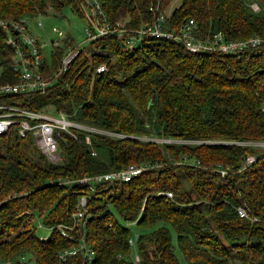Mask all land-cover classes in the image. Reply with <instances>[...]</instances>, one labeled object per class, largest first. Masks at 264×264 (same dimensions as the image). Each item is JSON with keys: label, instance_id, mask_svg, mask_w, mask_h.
<instances>
[{"label": "trees", "instance_id": "16d2710c", "mask_svg": "<svg viewBox=\"0 0 264 264\" xmlns=\"http://www.w3.org/2000/svg\"><path fill=\"white\" fill-rule=\"evenodd\" d=\"M97 1L108 23L124 29L149 23L156 6L170 11L166 29L191 19L199 40L220 32L224 39L259 42L233 53H190L150 37L125 50L106 35L89 41L92 51L78 52L57 74L72 42L63 31L60 44L47 48L49 59L41 56L40 76L49 82L44 93H14L1 101H19L33 112L61 111L122 137L88 132L85 144L81 133H60L61 161L51 164L28 145V134H0V264H83L79 252L56 257L76 248L81 236L93 253L90 264H177L174 247L184 264H264V152L234 143L264 140V0H178L172 7V0ZM78 2L0 0V20L67 8L83 23ZM3 38L0 31V83H14ZM98 64L105 70L93 73ZM149 136L180 141L142 138ZM248 153L254 162L237 170ZM139 163L151 166L128 181H98L92 190L55 183ZM215 165L229 172L221 178ZM164 191L171 196L159 194ZM80 196L83 225L74 220ZM239 205L255 220L237 217ZM34 215L49 228L44 239L34 233Z\"/></svg>", "mask_w": 264, "mask_h": 264}, {"label": "built area", "instance_id": "2783aa9c", "mask_svg": "<svg viewBox=\"0 0 264 264\" xmlns=\"http://www.w3.org/2000/svg\"><path fill=\"white\" fill-rule=\"evenodd\" d=\"M79 8L82 13V40L76 45L73 42H68L63 49V54L58 60L56 73L62 72L73 57L83 51L88 42L101 38L106 35H113L116 41L121 45L122 49H130L142 37H150L155 39H165L179 43L182 48L190 53L196 52H222L233 53L246 49L254 48L259 39L256 37H248L246 39H224L220 32H215L205 41L194 37L195 24L191 19L182 21L175 29H166L164 23L168 17L166 11L159 10L154 7L155 15L153 19L144 25H138L132 29H124L119 23L111 25L108 23L105 14L97 0H79ZM252 10L256 7L253 3L249 4ZM152 10L151 8H149ZM36 29L40 27V21L35 23ZM0 31L4 35V43L7 46L9 53V61L11 70L16 74L17 79L14 83H0V134L8 129H14L16 134L24 137L28 134L30 143L42 154L48 163L56 164L61 161L58 150L57 139L60 133H64L69 137L75 138V132L82 134L83 143L89 144L88 132L104 133L113 136L121 134L97 130L95 128L74 122L68 118V115L56 111L53 114L45 112H33L23 109L19 106V101L12 99L2 102V98H7L10 94L19 93L27 94L33 92L44 93L48 87V81L40 76L41 56H43V47L50 48L60 44V40L64 37L62 31L51 28L49 34H41L38 37L34 36L28 29V18L19 19H3L0 20ZM105 70L103 64L95 66L93 73H100ZM264 111V108H263ZM162 142H178L180 140L161 139ZM159 141V142H160ZM237 144H251L256 148L264 150V140L255 142H234ZM258 151V150H257ZM262 151L259 150L258 153ZM264 152V151H263ZM91 154L93 152L91 151ZM255 160L253 153L246 154L239 169L250 165ZM191 165H198L196 161H190ZM148 163H139L138 165L130 164L124 168L110 170L101 174L92 176H80L74 179H57L56 184H77L78 186H86L88 190H92L94 183L98 181H128L132 177L138 175L143 170L149 168ZM219 175L223 177L227 174V167L213 168ZM160 195L170 197L169 191L160 192ZM237 217L248 218L255 220L248 212L244 205H239L234 208ZM84 211V198L78 197L75 204L76 216L74 220H78ZM80 222V221H79ZM83 225V222H80ZM49 229V228H48ZM61 235H65L61 231ZM44 239V238H42ZM127 243L131 245V239H127ZM79 252L83 257V264H90L93 258L92 250L82 241V236L76 245V248L70 250L62 249L56 254L58 260L64 255H70ZM19 257L18 259H20ZM137 258L134 256V262ZM4 264H11L10 260H6Z\"/></svg>", "mask_w": 264, "mask_h": 264}, {"label": "rangeland", "instance_id": "374dc122", "mask_svg": "<svg viewBox=\"0 0 264 264\" xmlns=\"http://www.w3.org/2000/svg\"><path fill=\"white\" fill-rule=\"evenodd\" d=\"M177 2L178 0H172L170 6L172 7L176 5ZM169 12H170L169 10H166V13H168V15H169ZM38 20L40 21V27L36 29L35 23ZM51 28L58 29L62 32L63 31L68 32L72 37L73 45H76L79 41L82 40V21L79 18H77L72 12H70V10L67 8H64L61 11H55L53 9L47 8V11L45 12V14L37 15L35 17L28 19V29L36 37H38L41 34H45V35L49 34L51 37H54V35L50 33ZM42 49L44 51V53L42 52L43 56L45 57L46 60H48L49 59L48 49L46 50V47H43ZM86 49L83 50V53L84 55L87 56L92 50L91 48H86ZM94 51H97V49L95 48ZM262 107L264 108V102L262 103ZM49 111L50 109H47L46 113H48ZM142 138L147 139L149 141H154V142H159L161 140V139L156 138L155 136L142 137ZM28 145L33 146L30 143H28ZM257 150L258 151L262 150L260 152L264 151L262 148L258 149L255 147L256 152ZM32 220H33V227H34L35 235L40 239L45 238L49 232L48 227L41 224L40 217L37 215H34ZM127 225L130 227V231L133 232L132 225L130 223H128ZM173 252L177 259V264H184V261L182 260L178 250L175 247L173 249ZM24 261H25V258H24ZM26 264H32V263L30 261H27Z\"/></svg>", "mask_w": 264, "mask_h": 264}, {"label": "water", "instance_id": "95a60500", "mask_svg": "<svg viewBox=\"0 0 264 264\" xmlns=\"http://www.w3.org/2000/svg\"><path fill=\"white\" fill-rule=\"evenodd\" d=\"M136 237V235H134V238Z\"/></svg>", "mask_w": 264, "mask_h": 264}]
</instances>
